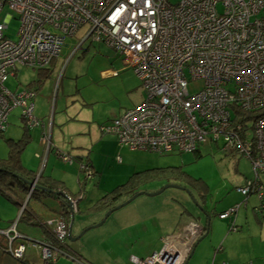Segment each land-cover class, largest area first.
I'll use <instances>...</instances> for the list:
<instances>
[{
	"label": "built area",
	"instance_id": "2783aa9c",
	"mask_svg": "<svg viewBox=\"0 0 264 264\" xmlns=\"http://www.w3.org/2000/svg\"><path fill=\"white\" fill-rule=\"evenodd\" d=\"M263 7L264 0H0V13L8 10L0 21V134L14 108L28 128L40 125L33 116L34 92L11 91L7 78L18 66H48L64 40L82 31L81 42L90 38L117 52L145 94L138 105L101 125L103 134L130 150L159 155L194 152L220 141L226 154L237 153L251 163L253 180L239 187L240 193L262 198L264 16L258 15ZM11 18L19 21L16 40L5 34ZM186 73L191 81H202L198 90L189 91ZM60 157L72 162L68 155ZM81 168L91 176L87 166ZM65 195L74 209L75 197ZM46 224L56 242L65 243L68 221L61 217ZM14 225L0 235L12 231V238L17 236ZM12 238L3 249L22 261L25 244L12 247ZM32 244L40 249L41 264H53L61 254L49 240ZM191 245L178 250L164 244V253L133 261L184 264Z\"/></svg>",
	"mask_w": 264,
	"mask_h": 264
},
{
	"label": "rangeland",
	"instance_id": "374dc122",
	"mask_svg": "<svg viewBox=\"0 0 264 264\" xmlns=\"http://www.w3.org/2000/svg\"><path fill=\"white\" fill-rule=\"evenodd\" d=\"M171 1L176 2L177 0ZM7 11L8 10L0 13V21H2L4 13ZM258 16H264V7L260 11ZM18 27L19 21L16 18H11L8 21L5 34L8 35L11 39L16 40ZM82 36V31H79L73 36L67 37L64 40L61 53L54 59V61L56 60V64H53L52 66L53 74L51 72L52 75L47 78L44 83L43 89L40 90L38 96L36 97V99L41 98L43 90L47 91V83L53 84L54 82V89H58L57 98H54V101L46 99L47 104H41L42 109L47 112L46 115L53 113L54 117H59V112L61 111V114L66 116L69 112L73 111L71 109H76L74 114L77 116L81 115L82 117V113L84 111H81L79 108L84 110V107L90 108V111L96 110V114L99 113L103 115L106 113V109L109 110L111 108L119 107L120 103H124V99L127 98L124 85L115 84L111 87L107 83L109 79L107 81H96L92 77L98 72V70L114 66L113 63H121L122 65H124L121 60V56L113 49H111L108 45L104 43L93 42L90 38L81 42ZM58 66L60 69L58 68ZM36 75V70L32 68H25L24 66H18L16 76H9L5 81V86L11 91L21 92L24 89H27L28 83L31 82V80L35 79ZM186 75L188 77L189 91L193 92L195 90H198L200 86H202V81H191L187 73ZM137 79L140 84V80L138 77ZM79 91L80 97L78 95ZM84 96H87L94 100V104H86V99L84 98ZM36 99L33 103L35 105L34 113H36L37 110ZM69 116L71 117L70 113ZM66 119L68 120L67 116ZM14 120H16V122L10 123ZM8 124L10 125V128L8 127L9 132L13 133L7 134L18 136L21 133L22 123L20 121V109H12L10 115L7 118V125ZM69 126L70 121H68L63 126V131ZM104 138L110 140L112 139L110 138V136H105ZM66 140L68 139L64 137L62 138L58 136L56 138V142L63 147H65ZM115 143L116 144L114 147L107 144L101 148L100 152H98V159H96V164H98L100 168L101 181L99 178L98 180L94 179V181H88L86 185L88 190L84 191V195L85 197L87 196L88 199L85 204L82 205V209L85 205L89 206V203L87 202H89V200L91 201L92 198L96 199L100 196H104L106 192L112 191L117 186L126 182L129 183V188L131 187V190H139L144 192V194L138 195L127 205L131 203L130 206L134 207L139 203L144 204L140 208L152 213L153 205H147L150 202H152L153 204L156 203L155 208L158 207L160 213H162V210H164L165 213L162 214L170 217L171 215H175V212H177L179 216L187 214V212L188 215L189 213L197 212L199 210L198 208L200 207H197L195 202L198 203L199 201L201 206H205V208H202L207 210L210 216L216 219V216L218 217V213L223 210V207L225 205L231 202L239 203L240 201H242V199H244L242 194L238 190V187L244 185L246 179L254 177L249 159L240 156L237 153L226 154L221 148L220 141L216 144L208 142L201 144L198 149L200 151L199 157H197L196 153H194L195 151L186 153H179L175 151L170 154L159 155L154 152L143 150L133 151L125 147H122L120 149L118 142ZM28 147L29 144L23 151L26 154L30 153ZM61 148L59 150L61 152H65V154L68 155V153L65 151L66 149ZM98 149H100V146L98 147ZM6 154L7 145L4 142V139H1L0 157L6 156ZM69 155L71 156L73 161V163H71L70 165L74 164L73 168L76 171L79 163L72 157L71 154ZM31 156L34 162L29 161L30 163L29 165H27L29 169H33L38 165L37 158L33 156V153ZM116 156H119L121 161L119 158L117 159ZM167 166L179 167V172L181 173L179 174L180 177L176 173L178 177H176L177 183L175 182V184L189 189L193 188L194 190H192V194L177 187H167L159 194L153 196L147 194L154 193L163 188L165 185H167L166 183L168 182L165 180L172 177V175H163L160 170H153L151 168ZM78 173L80 175V180H84L85 174L82 172ZM261 175L264 174H260V176ZM66 176L67 179L71 182L70 184H73L76 187L78 182L75 179L76 177L70 173H66ZM262 177L264 178V176ZM196 179L199 180L200 183L194 181ZM201 183L205 184L204 192H200V194H203L204 197L203 195L201 197L199 191L196 189L200 187ZM4 192L10 198L13 197V199H15V192L7 188L6 190H4ZM93 192L96 193L97 197H94L95 194H93ZM41 197L43 199L49 200L50 204L46 203L48 207L53 206V199L51 197L44 194ZM249 197L255 200H253L250 203L249 208H247L248 215L253 217V221L248 227L252 234H257L259 230V224L257 220H261V218L262 220L264 219V210L254 213V208L252 207H258L260 200L255 193L251 194ZM10 198L0 193V212L4 213L3 210L11 208L15 210V212H13L12 214L4 213L5 217L0 216V219L4 220L5 222L14 221L17 218L23 204L21 203V206L18 207L16 204L11 202ZM175 200L179 202H176ZM167 201H171L176 204L175 207L178 210L174 212L172 209H169L167 206H165V203ZM124 207H122L121 209H123ZM121 209L111 213L110 215L112 216L109 215V219H106L107 221H105L98 227L87 230L80 238L76 240H71L68 238L66 239V242L70 244L73 249H70L69 253L76 256V251H79V253L82 255L81 257H83L85 261L84 259L77 260L76 258L74 259L72 255L64 254L60 255L55 260L54 264H135L134 261H130L131 254H136L135 256L137 259H145L153 252H159L162 249V244L160 242L154 244V240L156 238L155 236H158V230L153 227L154 218L152 217L150 218V220L145 221V226L138 227V230L137 228H131V230L125 229L116 233H107V231L105 233H102V229L104 227H108L109 224L112 223L113 219L115 221L118 220L116 213H119ZM85 212V215L81 213H79L78 215H81V219L84 222H87V220L91 219L90 216L92 215V213H88V209H86ZM141 213L143 215H148V213H145L142 210ZM78 215L77 218H75L74 226H72L74 227V229H72V238L77 236L81 232V230H83L81 229L79 233L75 235L76 223L79 221ZM240 215H242L243 217L246 215L244 207H241ZM255 215L256 217L254 218ZM200 216L204 217L201 213ZM177 218L178 216L176 217L175 221L177 220ZM99 221H101V219ZM99 221L87 225L86 227L97 224ZM22 226H26L25 228H29L31 230L34 229V227H29L27 225L24 226L22 224ZM132 230L136 231L135 235H132ZM33 231H35V229ZM201 235L202 234H200V236ZM29 239L38 241L34 237H29ZM197 239L198 237L196 238V240ZM25 242L27 243V245L31 244L29 240H25ZM152 243L154 244L153 246H155V248L153 249ZM138 249L139 251L136 252ZM29 250L32 251L30 253L31 255L35 254L37 256L38 251L35 248H29ZM87 260L92 263H89Z\"/></svg>",
	"mask_w": 264,
	"mask_h": 264
},
{
	"label": "crops",
	"instance_id": "0c3cea01",
	"mask_svg": "<svg viewBox=\"0 0 264 264\" xmlns=\"http://www.w3.org/2000/svg\"><path fill=\"white\" fill-rule=\"evenodd\" d=\"M55 61L52 62L50 67L45 69L39 70L38 68H32L37 71L36 78L31 80V82L28 83V87H27L34 91V96L31 99L32 104L34 103V100L38 96L40 90L43 89L44 83L47 80V78L53 74L52 66L53 64L54 65L56 64ZM113 65L114 66L106 67L104 69L98 70V72L92 77L96 81L98 80L107 81L109 79L107 83L111 87L115 84L124 85L127 95V98L124 99V103L121 102L119 107L111 108L109 110L106 109L105 110L106 113L103 115L99 113L96 114V110L90 111L89 110L90 108H85V107L84 110L79 108L81 111H84L82 113L83 114L82 117L81 115L77 116L74 114L76 109H71L73 110L69 112L71 114V117L69 116V113L66 115L68 120L66 119L65 115L61 114V111L59 112L60 113L59 117H54L53 113L46 115L47 112H45L42 109L41 104H45L47 102L46 99L54 101L53 99L57 98V93H58V89L56 90L54 89V82L53 84L47 83V86L49 87V88L47 87L46 89L47 91L43 90V94L41 95V98L36 99L37 101L36 113H34L35 105L33 104V116L40 121V125L37 127L28 128L27 130L28 142L26 146L23 148L20 156V163L23 166V168L26 170L25 172L29 174V171H33V174H35L36 183L39 180L42 186V184L45 185L46 181L52 178L53 188H50L52 191L64 192L66 194L75 197L77 202L74 205V209H73V226L75 223V218H77V215L79 213L85 215L86 209H88V213L90 214L92 213V215L90 216L91 219L87 220V222H84L81 219L82 218L81 215H78L79 221L76 223L75 235L78 234L79 231L81 229H84V227H86L87 225L93 224L99 221L100 219H102L106 211L114 207L111 206L106 208L99 206L98 201L103 197L100 196L99 198L96 199L92 198L91 201L89 200V202H87L89 203V206L85 205L82 209V205H84L88 199V197L87 196L85 197L84 195V191L88 190V188L86 187L88 181L91 180L94 181V179L98 180V178L101 181L100 168L98 164H96V159H98L97 158L98 152H100L101 148L107 144L114 147L116 144L115 142H117L115 141L117 140L116 137H114L113 135L103 134L100 130V126L108 123L112 118L120 115L126 109L138 105L140 102H142L145 96L144 90L141 86V82L139 84V81L137 79L138 76L134 73V71L131 68L126 67L121 63L120 64L113 63ZM24 67L31 68L26 66ZM47 69L49 70L47 71ZM39 71L41 72V77H42L39 79H42L43 82L33 83L35 80H37ZM16 72L12 76H16ZM78 95L80 97V91ZM84 98L86 99V104H94V100H92L91 98L87 96H84ZM68 121H70V126L63 131V126ZM14 122H16V120L10 123H14ZM9 124L7 125L6 130L0 136L1 139H4L5 143L7 139L18 140L19 138H21L24 131V128L22 126L21 133L18 136L7 134V133H13V132H9L8 130V127L10 128ZM58 136L68 139L65 142V147L60 146L56 142V138ZM105 136H110V138L112 139L114 138L115 140L104 138ZM45 139H48V143ZM28 144H29L28 148L30 153L26 154L23 151L28 146ZM99 146L100 149H98ZM119 146L120 149L122 147H125L121 145ZM60 148L66 149L65 151L68 153V156L71 157L69 155L71 154L72 157L80 164V165L78 164L76 171L73 168L74 164L70 165L71 163H73V161L68 162L61 159L60 157L61 154L63 155H67V154H65V152H61L59 150ZM94 149L96 152L94 151ZM7 152H8V146H7ZM32 153L33 156L37 158L38 165L33 169H29L27 166L30 163L29 161L34 162L31 156ZM194 153H198V152H194ZM6 156H1L0 158L4 159ZM116 157L117 159L119 158V156ZM81 165H85L88 167L89 171L91 172L90 177H87L85 171L81 168ZM66 166H71V167H66ZM168 167H172V166L156 167L151 169L160 170L163 175L171 176V173L169 171H167L166 174L164 173L165 172L164 170H167ZM78 172L80 173L82 172L85 174L84 180H80V175ZM66 173H70L76 177L75 179L78 181L76 187L73 184H70L71 182L67 179ZM262 176L264 175L261 176L259 175V181H261L264 185V178ZM248 180H253V177L246 179L245 183ZM165 181H168L166 184L168 183L175 184L177 179L170 177L167 178ZM201 186L203 189L202 191L199 190V194L200 192L201 193L204 192L205 184L201 183ZM47 187H49V185H47ZM186 189L191 194H192V190H194L193 188L191 189L186 188ZM11 191L15 192L16 194L15 199H13V197L10 198L4 191L0 189V193L10 198L11 202L16 204L18 207L20 206L21 203H24L26 205V208L35 215V219L33 221L36 223V225L34 224L31 225L21 222L24 226L27 225L29 227H34L35 231H33L34 229L31 230L29 228H25L26 226L23 227L22 224L18 223V220H16L17 218L12 222L11 221L5 222L4 220L0 219V231L8 232L9 228L13 224H15L14 229L18 233V235L15 236L14 238H12V236L14 235L12 231L7 233L8 236L4 234L0 235V264H41L40 249H38L39 248L38 246L34 247L32 242L35 241L37 243H40L49 240V236L52 235L53 228L51 224L48 227L46 226L41 227V225H37V221H39V224L43 222L48 223V221L51 222L63 217V215L61 214L64 210L63 202L61 200L62 197L53 195L51 193L42 192L40 190H35L30 197L28 196V194L27 195L22 194L19 191V189H12ZM135 191L139 192V190H132V192L134 193ZM262 193L264 194V188L262 190ZM43 194L53 199L52 200L53 208L48 207L46 205V203H49V200L43 199L41 197ZM93 194H95L94 197H97L95 192H93ZM251 194L253 193H250L246 196L242 195L244 199H242V201H240L239 203L231 202L225 205L223 207V210H221L218 213V217L216 216V219H214V217H211L209 212L205 209L203 213H201L198 210L197 212L189 213V215L187 212V214L179 216L178 213L175 212L178 210L175 207L176 204H174L171 201H167L165 203L166 204L165 206H167L169 209H172L176 213L175 215H171L170 217L162 214L165 213L164 210H162V213H160L158 207L155 208L156 203L153 204L152 202H150L147 205V206L153 205L152 213L140 208L144 204L139 203L133 207L130 206L131 204L130 203L125 207L123 206L124 207L123 209L120 208L121 210L119 211V213H116L118 220L115 221L113 219L112 223H110L108 227H104L102 229V233H105L106 231L107 233H116L121 230L123 231L125 229L131 230V228H137L138 230V227L145 226L144 225L145 221L150 220V218L152 217L154 218L153 227H155L156 230H158V236H155L156 238L154 240V244L160 242L162 244V247L165 244L170 246L174 245L179 248V247L187 246L188 244L193 242V247L191 248V251L192 249L193 251L191 256H189L186 259V264H190V263L191 264H264V219L262 220L261 218V220H257L259 224L258 227L259 230L257 234H252L248 227L250 223L253 221L252 220L253 217L248 215L247 208H249L250 203L253 200H255L249 197ZM200 195L202 196L203 194ZM258 198L260 200L259 206L252 207L254 208V213L261 212V210H263L261 208L262 200L260 199L259 196ZM121 199H123L122 201H124L126 199V196L121 197ZM175 201L179 202L177 200ZM198 204L200 205L199 201ZM90 207H94V208H90ZM201 207L205 208V206L203 205ZM241 207H244V211L246 214L244 217L240 215ZM231 208H235V211L232 214H230L225 218L219 217L220 213L228 211ZM141 210L144 211L145 213H148V215H143L141 213ZM3 211L5 214L6 213L12 214L13 212H15V210L12 208L5 209ZM4 213L0 212V216L5 217ZM200 213L204 217L200 216ZM197 215H199L200 218ZM177 216L178 218L175 221ZM70 217L71 214H69V218H67L68 223H70ZM255 217L256 215L254 216V218ZM106 219L108 220L109 216ZM72 229H74V227H72ZM132 232H133L132 235L136 234V231L132 230ZM200 234L202 235L200 236ZM71 236H72V230H71ZM8 237L12 238L11 239L12 247H16L20 242L25 244V253L22 261L15 259L11 254H9L3 249L2 244L8 242ZM29 237L32 238L34 237L38 241L29 239ZM195 237L196 238L198 237L199 240L198 239L196 240ZM194 238L196 241L194 240ZM25 240H29L31 244L27 245ZM65 243L70 249H72V246H70V244H68L66 240ZM154 244L152 243V246ZM29 248H35L38 251L37 256L35 254L31 255L30 253L32 251L29 250ZM153 248H155V246H153L152 249ZM138 251L139 249L136 252ZM76 252H77L76 254L77 260L84 259L83 257H81L82 255L79 253V251ZM135 255L136 254L130 255L131 262L134 259H136ZM88 262L92 263L90 261Z\"/></svg>",
	"mask_w": 264,
	"mask_h": 264
},
{
	"label": "trees",
	"instance_id": "16d2710c",
	"mask_svg": "<svg viewBox=\"0 0 264 264\" xmlns=\"http://www.w3.org/2000/svg\"><path fill=\"white\" fill-rule=\"evenodd\" d=\"M54 59L55 58H53L50 61L48 66L43 67V68H38V69L40 70V69H45V68L50 67L52 62L54 61ZM31 68H36V67H31ZM48 70L49 69H47V71ZM16 71H17V69L15 70V72ZM10 76H12V75H10ZM39 78H42L40 71L38 72L37 80H35L33 83H42L43 80L39 79ZM25 90H30V91L34 92L30 88H27ZM20 119H21L22 126L24 128V131H23L21 138H19L18 140L7 139L6 140V144L8 146L7 156L4 159L0 158V189L2 191L6 190V188L10 189V190L19 189V191L22 194L27 195L29 193V190H30V186L28 184L30 182L32 183L35 180V174H33V171H29V174H27V172H25L26 170L23 168V166L20 163L21 152L28 142V132H27L28 127L25 125L24 119L21 116H20ZM195 152H198V153H196V155H197V157H199L200 151L197 150ZM153 170H155V169H153ZM164 171H165L164 172L165 174L167 171H169L171 173L172 177L175 179L178 176L180 177L179 174L181 173V172H179L180 171L179 167H173V166L168 167L167 170H164ZM176 173L178 176L176 175ZM194 181L200 183V181L197 179ZM36 184L41 185L39 180ZM52 184H53V179L51 178L50 180L46 181L45 185L42 184V186L50 189V188H53ZM47 185H49V187H47ZM200 187H201V189H200ZM200 187L199 188L195 187V188L198 191L199 190L202 191L203 188L201 185H200ZM34 191H35V189L32 190L31 194H33ZM132 194H133V192L131 190V187L129 188V183L125 182V183L117 186L112 191L106 192V194H104V196L98 201L99 202L98 204H99V206L106 207V208L111 207V206H115V205L119 204L120 202H122L123 199H121V197L126 196V199H127ZM203 197H204V195H203ZM61 200H62L63 206H64V210L61 214L63 215V218H65L67 220V218H69L70 211L67 209V206H66L67 203H66L65 199L61 198ZM20 206H21V204H20ZM34 219H35V215L32 212H30L27 208H25L22 211V213H20V215H19L18 223L24 222L27 224L36 225V223L33 221ZM37 225H41V227H43V226L48 227L49 226L44 222L39 224V221H37ZM49 241L54 243L59 248V250L61 251L60 255H64V254L65 255H72V257H74V259L77 258V256L69 253L70 248L66 245V243L56 242L55 238L53 237V233L51 236H49Z\"/></svg>",
	"mask_w": 264,
	"mask_h": 264
},
{
	"label": "water",
	"instance_id": "95a60500",
	"mask_svg": "<svg viewBox=\"0 0 264 264\" xmlns=\"http://www.w3.org/2000/svg\"><path fill=\"white\" fill-rule=\"evenodd\" d=\"M35 181H36V180H35ZM28 185L30 186V190H29V193H28V196H29V197L31 196V192H32L33 189H35V190H40V191H42V192L51 193V194H53V195L60 196V197H62V198L66 196L64 192H60V191H52V190L49 189V188H46V187H44V186L37 185V184L33 185V182H32V183L30 182ZM167 187H177V188H180V189H183V190L189 192L186 188H184V187H182V186H179V185H177V184H167V185H165L163 188L159 189L158 191H156V192H154V193H147V194H149L150 196H153V195L159 194L161 191H163V190H164L165 188H167ZM141 194H144V192H142V191L135 192L134 194H132L131 196H129L127 199H125V200L122 201L121 203H119V204L115 205L114 207H112L111 209H109V210L105 213V215H104V217L101 219V221H99L97 224H94V225H92V226H89V227L84 228V229H83V230H82V231H81L76 237H73V238L71 237V230H72V226H73V207H72V204H67V205H66V206H67V209L70 211V214H71V217H70V223H69V225H68V238L71 239V240L78 239V238H80V237H81V236H82V235H83L88 229H91V228H95V227L100 226L101 224H103V223L105 222L106 218H107L112 212H114V211H116V210L122 208L123 206L127 205L131 200H133L135 197H137L138 195H141ZM191 197H192V196H191ZM194 201H195V200H194ZM76 202H77V200H76ZM195 203H196L197 207H200V208H198L199 211H200L201 213H203V212H204V209H203V208H202L197 202H195ZM25 208H26V205L23 203V204H22V208H21V210H20V212H19L18 217H17L16 220H18L20 213H22V211H23ZM207 229H208V227H207ZM198 240H199V239H198ZM194 243H195V242H194ZM163 246H164V245H163ZM161 251H162V253H164V248H163V247H162V249L160 250V252H161ZM192 251H193V249H192ZM192 251L189 253L188 257L191 256ZM188 257H187V258H188ZM184 264H186V261L184 262Z\"/></svg>",
	"mask_w": 264,
	"mask_h": 264
},
{
	"label": "bare ground",
	"instance_id": "6f19581e",
	"mask_svg": "<svg viewBox=\"0 0 264 264\" xmlns=\"http://www.w3.org/2000/svg\"><path fill=\"white\" fill-rule=\"evenodd\" d=\"M263 188H264V187H263ZM261 192H262V191H261ZM250 193H255V192H250ZM250 193H249V194H250ZM257 194H258V193H257ZM262 194H263V193H262ZM247 195H248V194H247ZM243 196H246V195H243ZM258 196H259V195H258ZM260 199L262 200V202H261V208L264 210V207H263V205H264V194H263V197L260 198ZM190 244H192V245H191V248H192V247H193V243H190ZM173 247H174V248H178V247H176V246H174V245H173ZM163 248H164V246H163ZM186 248H187V246H183V247H179L178 250H182V249L184 250V249H186Z\"/></svg>",
	"mask_w": 264,
	"mask_h": 264
},
{
	"label": "clouds",
	"instance_id": "9594fccd",
	"mask_svg": "<svg viewBox=\"0 0 264 264\" xmlns=\"http://www.w3.org/2000/svg\"><path fill=\"white\" fill-rule=\"evenodd\" d=\"M69 225V224H68ZM68 237V236H67Z\"/></svg>",
	"mask_w": 264,
	"mask_h": 264
}]
</instances>
